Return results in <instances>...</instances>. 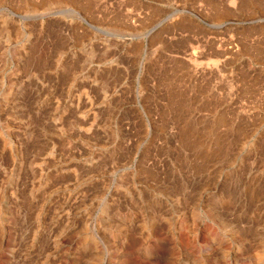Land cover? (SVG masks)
Here are the masks:
<instances>
[{"label":"rangeland","instance_id":"374dc122","mask_svg":"<svg viewBox=\"0 0 264 264\" xmlns=\"http://www.w3.org/2000/svg\"><path fill=\"white\" fill-rule=\"evenodd\" d=\"M0 264H264V0H0Z\"/></svg>","mask_w":264,"mask_h":264},{"label":"bare ground","instance_id":"6f19581e","mask_svg":"<svg viewBox=\"0 0 264 264\" xmlns=\"http://www.w3.org/2000/svg\"><path fill=\"white\" fill-rule=\"evenodd\" d=\"M261 6V5H260ZM225 12V11H224ZM188 53V52H187ZM197 55V54H196ZM191 57V56H190ZM191 59V58H190ZM194 60H195V58H194ZM260 257V256H259Z\"/></svg>","mask_w":264,"mask_h":264}]
</instances>
